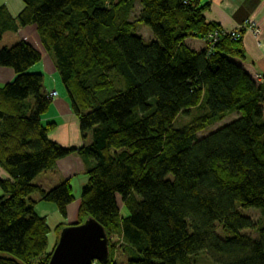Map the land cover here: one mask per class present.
I'll return each instance as SVG.
<instances>
[{"label": "trees", "instance_id": "obj_1", "mask_svg": "<svg viewBox=\"0 0 264 264\" xmlns=\"http://www.w3.org/2000/svg\"><path fill=\"white\" fill-rule=\"evenodd\" d=\"M136 1L23 0L17 16L0 5V40L37 27L81 133L91 137L78 149L52 141L56 124L42 121L52 98L44 74L31 72L42 52L26 40L0 50V67L16 74L0 86V167L11 177L0 181V264L49 263L68 225L57 226L49 252L51 227L31 196L66 218L73 188L64 181L47 191L34 181L72 154L89 176L78 223L93 218L109 238L108 260L93 264H116L111 236L120 235L128 264H192L203 251L217 264H264V81L232 60L245 59L241 40L209 44L218 27L205 19L202 0H140L131 22ZM136 23L155 40L138 35ZM193 109L199 114L176 127Z\"/></svg>", "mask_w": 264, "mask_h": 264}, {"label": "crops", "instance_id": "obj_2", "mask_svg": "<svg viewBox=\"0 0 264 264\" xmlns=\"http://www.w3.org/2000/svg\"><path fill=\"white\" fill-rule=\"evenodd\" d=\"M202 3L209 5L204 12L205 19L215 24L220 30L235 31L246 20L257 22L260 28L259 35L255 36L252 32L246 31L241 39L245 59L232 58V60L240 65L253 80L258 82L260 76L264 77V0H202ZM0 5H6L13 16H17L24 7V5L23 7L20 6L21 8L19 7L18 11H14L8 0H0ZM12 6L16 8L15 5ZM12 32L15 33L14 35H18L19 38L22 35V40H28L29 43L41 48L43 51L42 61L39 66H34L31 72L44 74V91L47 94L54 91L57 92V97L52 99L49 110L42 116L43 123L52 122L56 124V127L49 133L50 139L69 149H78L90 143L91 137L89 136L85 139L81 133L79 118L71 106L66 90L58 82L57 75L59 74L57 73L54 58L41 44L37 27L35 25L21 26L17 31ZM198 46L199 50H202L205 45L203 42H199ZM45 75L48 77L47 82L45 81ZM15 77L16 74L13 69L0 67V86L13 81ZM238 117L239 115L236 116V119ZM1 180H11L9 174L2 167H0ZM88 180L86 165L77 154L60 159L53 169L41 173L35 179L34 183L47 191L64 181H70L73 188L74 201L68 206L67 217L63 219L55 204L42 201L38 194L31 196L36 202L35 210L39 217L46 218L49 225L50 217L58 222L53 227L50 225L49 244L51 242L54 246L57 242V226L59 224L65 223L69 225L78 222L81 193ZM0 191V196L2 197L3 191L1 188ZM59 218L62 220L59 221Z\"/></svg>", "mask_w": 264, "mask_h": 264}, {"label": "rangeland", "instance_id": "obj_3", "mask_svg": "<svg viewBox=\"0 0 264 264\" xmlns=\"http://www.w3.org/2000/svg\"><path fill=\"white\" fill-rule=\"evenodd\" d=\"M8 2L10 3L11 8L14 11H18L19 7L20 6L23 7V5H24L23 0H8ZM12 5H15L16 8H14ZM141 9L142 8H141L140 0H137L135 10L131 14V22H137ZM136 26H137V34L144 37L146 42H150V41L155 40L154 34L152 33V31L149 27H147L146 25L141 24V23H136ZM14 34L15 33H13L12 31H8L3 36V38L0 40V50L5 48V47H7V48L13 47L15 44L22 41V35L20 36L21 38H19L18 35H14ZM26 41H28V40H26ZM38 49L41 52H43L41 48L38 47ZM37 65L39 66V64H37ZM57 79H58V82H60L62 84V81L60 80L59 75H57ZM45 81L46 82L48 81L47 75H45ZM51 81H52V79H51ZM197 114H199V111L196 109L191 110L190 113H188V114H181L175 122L176 127H180V126L184 125L185 123L190 122L192 119H194L197 116ZM236 116H238L237 113H234V114L227 116L225 118V120L210 126L205 131L200 132L198 134V137L202 138V137L212 133L213 131L219 129L223 125L234 121L236 119ZM33 195H35V194H33ZM0 198H1V196H0ZM119 205H120V208H123V203L121 202L120 199H119ZM123 214L126 215L127 213L124 211ZM244 214L247 216H251L255 221H258V219L260 217V212L256 209L245 210ZM61 218L63 219L62 216H61ZM61 218H59V221L62 220ZM49 221H50V225L52 227L58 223L57 221L52 219V217L49 218ZM217 232L221 235V237L226 236L223 233L221 227L217 228ZM248 233L252 234L253 237H257L256 231H249ZM111 239L114 242L116 241V248H115V255H114V260L116 261V264H128L130 257L125 252L123 237L121 235L120 236H111ZM53 247L54 246L50 242L49 247H48V251L50 252L53 249ZM192 264H217V262L208 252L203 251V252H200L198 255L192 256Z\"/></svg>", "mask_w": 264, "mask_h": 264}, {"label": "water", "instance_id": "obj_4", "mask_svg": "<svg viewBox=\"0 0 264 264\" xmlns=\"http://www.w3.org/2000/svg\"><path fill=\"white\" fill-rule=\"evenodd\" d=\"M109 258V238L101 224L88 218L61 231L48 264H93Z\"/></svg>", "mask_w": 264, "mask_h": 264}, {"label": "built area", "instance_id": "obj_5", "mask_svg": "<svg viewBox=\"0 0 264 264\" xmlns=\"http://www.w3.org/2000/svg\"><path fill=\"white\" fill-rule=\"evenodd\" d=\"M246 31H250L252 32L255 36H258L260 33V28L259 25L257 24L256 21H250V20H246L245 22H243V24H241V26L235 30V31H224V30H220V29H215L213 31H211L208 36H207V40L209 42V44L214 48L216 46V44L222 42L224 39H231L233 41H239L242 39L243 33ZM260 81L263 82L264 81V77H259ZM50 98H56L57 97V92H51L49 94Z\"/></svg>", "mask_w": 264, "mask_h": 264}]
</instances>
